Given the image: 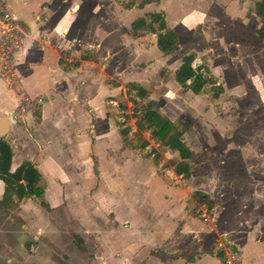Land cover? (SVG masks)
Masks as SVG:
<instances>
[{
  "label": "rangeland",
  "instance_id": "obj_1",
  "mask_svg": "<svg viewBox=\"0 0 264 264\" xmlns=\"http://www.w3.org/2000/svg\"><path fill=\"white\" fill-rule=\"evenodd\" d=\"M144 1L109 0L102 8L109 26L116 17L123 22L124 39L119 57L106 70L119 87L105 107L114 124L131 129L124 150L111 146L119 157L114 185V153L101 144L96 150L91 148L94 158L83 176L62 180L65 192L52 194L54 207L49 208L43 197L23 200L17 210L0 207V264H179L190 255L194 262L201 254L213 258L225 238L206 236L203 242H192L182 256L174 248L167 249L168 258L157 245L166 247V229L181 228L192 236L195 226L217 229L219 209L206 210L192 193L203 187L212 191L218 180L229 188L247 191V199L242 198L247 201V238L252 235L261 240L237 246L244 264H251L250 258L253 264H264V39L255 33L259 22L253 14L254 1L148 0L139 7ZM118 6L121 9L113 10ZM148 12L162 14L167 27L176 31L179 47L170 54L173 56H162L152 48L151 37L156 39L157 30L143 35L148 36L143 43L128 36L129 22ZM92 20L97 19L93 16ZM184 51L194 52L193 67L204 66L216 80L199 95L181 89L174 80ZM114 72L121 76L114 77ZM131 81L148 91L139 104L154 101L156 110L181 129L193 156L188 180L173 174L175 152L158 147L145 131L134 135L133 106L127 102L124 88ZM216 85L223 89L217 98L213 97ZM91 96L99 101L94 93ZM107 123L98 129L104 132ZM143 140L148 141L146 149H135ZM72 181L76 182L67 187ZM153 211L160 218L147 237L149 225L156 219ZM232 226L229 232L239 234V227L232 231ZM71 232L84 239L85 253L74 247ZM138 241L151 247L143 253L146 246Z\"/></svg>",
  "mask_w": 264,
  "mask_h": 264
},
{
  "label": "crops",
  "instance_id": "obj_2",
  "mask_svg": "<svg viewBox=\"0 0 264 264\" xmlns=\"http://www.w3.org/2000/svg\"><path fill=\"white\" fill-rule=\"evenodd\" d=\"M106 1L109 0H6L10 10L31 31V38L15 55L14 71L18 80L8 85L0 78V111L10 114L13 122L9 139L13 151L11 171H14L23 161L30 162L41 174L39 185L44 190L42 197L51 205L49 208L54 207L52 204L56 202L52 194L65 192L61 186L62 180L78 179L84 175L83 171L86 167H91L95 154L92 153L93 146L96 150L101 144H106L114 153L113 185L114 178L119 172L118 152H115L111 146L117 150V147L121 146L120 148L124 150L125 145L118 133L117 124H114L107 115L105 105L108 98L119 87L110 85L112 76L107 75L106 70L116 61L121 52L124 40L123 34L121 35L123 22L116 17V21H112L109 26L107 12L102 11ZM97 6L101 8L100 11L96 9ZM118 7L113 10L121 9ZM93 16L97 19L94 22ZM144 16L142 14L140 17ZM134 20L129 22L127 28V34L132 40L134 37L130 25ZM151 38V46L157 51L156 39ZM135 39L143 43L148 36ZM91 49L96 56L95 62H81L77 69L67 71H63L60 67L61 57L71 61L72 58H78L84 51ZM168 56L173 54L165 57ZM114 73V77L121 76L119 72ZM92 93L99 101L93 100ZM24 95L32 101L33 106L29 111L13 118L12 113ZM105 122H108L107 127L102 132L98 127ZM105 154L108 153L105 151ZM95 170L96 166H93L94 173ZM75 182H68L66 186L70 188ZM217 184L218 187H212V191L206 187L196 190L207 194L214 202L215 208L219 209L215 218L217 229L194 225L195 228L192 231L194 236L187 234L186 230L181 228L171 232L166 229L164 239L166 247L157 245L163 257L168 258L170 252H167V249L174 248L182 256L192 242H203L206 236H218L225 238L221 241L222 244L239 251L244 264L242 251L237 244L261 240L256 241L252 235L251 238H247V217L245 216L247 201L242 200L243 197L247 199V191L243 193L231 186L229 188L227 184L222 185L219 180ZM246 188L243 187L244 190ZM3 189V183L0 182V200ZM24 200L30 201L31 198ZM22 201L17 209L22 208ZM214 206L212 209H215ZM205 209L208 210L206 207ZM153 213L156 219L149 225L147 237L155 228L151 229V227L159 222V214L156 211ZM181 220L185 223L184 219L181 218ZM259 222L260 219L255 225ZM184 223L176 224L182 226L185 225ZM251 223H254L253 220ZM231 224L232 231L236 226L239 227V234L229 232ZM176 240L184 243V246L175 243ZM138 244L146 246L142 249L143 253L151 247L146 242L138 241ZM218 252L221 254L220 251ZM218 252L216 251V255L209 259H205L204 254L198 255L194 259L196 262L190 255L184 260L180 259L179 264H208V262L223 264L222 256L220 259L217 257ZM253 260L250 258L249 262L253 264Z\"/></svg>",
  "mask_w": 264,
  "mask_h": 264
},
{
  "label": "trees",
  "instance_id": "obj_3",
  "mask_svg": "<svg viewBox=\"0 0 264 264\" xmlns=\"http://www.w3.org/2000/svg\"><path fill=\"white\" fill-rule=\"evenodd\" d=\"M253 14L259 22V27L255 33L259 39H264V0H253ZM149 1L142 2L139 7ZM131 32L134 38H138L148 33H155L156 47L158 51L167 56L178 50L179 40L176 32L167 27L165 18L159 13H147L144 17L135 19L131 25ZM196 59L194 52H183L180 58V64L174 72V80L183 90L190 91L194 95H199L205 86L216 84V80L209 74L208 69L204 66L193 67ZM95 62L96 56L94 51L86 50L78 58H72L71 61L60 58L59 65L63 71L77 69L81 62ZM110 85L117 87L119 85L110 82ZM127 102L132 106L131 118L134 120L135 132L138 135L140 131H145L158 147L177 154V160L172 161L173 173L181 180H188L191 176L192 153L190 148L185 144L183 133L178 125L173 121L163 117L156 110V103L148 101L143 104L139 101L147 98V89L138 82L131 81L124 85ZM216 93L213 97L217 98L223 91L220 85H216ZM120 109L124 108L118 105ZM118 133L125 146H128L129 126H120L118 124ZM148 146V141L143 140L135 149L143 151ZM13 151L10 142L7 139H0V182L3 183V195L0 200V207L5 211L17 209L19 203L24 199L42 198L43 187L39 185L41 181L40 172L28 161H23L14 171H11V160ZM151 156L155 160L158 155L153 153ZM96 173V170H95ZM192 197L197 204L204 205L207 209H212L214 202L209 196L200 191H194ZM45 205V204H43ZM70 240L77 250L82 253L86 252L85 241L76 233L71 232ZM221 254L217 257L220 259Z\"/></svg>",
  "mask_w": 264,
  "mask_h": 264
},
{
  "label": "built area",
  "instance_id": "obj_4",
  "mask_svg": "<svg viewBox=\"0 0 264 264\" xmlns=\"http://www.w3.org/2000/svg\"><path fill=\"white\" fill-rule=\"evenodd\" d=\"M31 38L29 27L20 21L10 10L6 0H0V78L8 85L18 80L14 71V59L16 53ZM32 101L25 95L12 113V117L29 111ZM223 264H242V258L238 250L225 244L219 245Z\"/></svg>",
  "mask_w": 264,
  "mask_h": 264
},
{
  "label": "water",
  "instance_id": "obj_5",
  "mask_svg": "<svg viewBox=\"0 0 264 264\" xmlns=\"http://www.w3.org/2000/svg\"><path fill=\"white\" fill-rule=\"evenodd\" d=\"M11 115L0 111V139H10L12 127Z\"/></svg>",
  "mask_w": 264,
  "mask_h": 264
}]
</instances>
